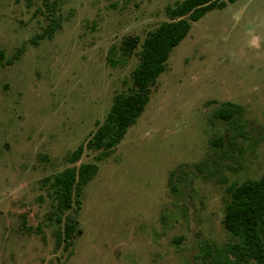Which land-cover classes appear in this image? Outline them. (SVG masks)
Wrapping results in <instances>:
<instances>
[{"label":"rangeland","instance_id":"1","mask_svg":"<svg viewBox=\"0 0 264 264\" xmlns=\"http://www.w3.org/2000/svg\"><path fill=\"white\" fill-rule=\"evenodd\" d=\"M182 1L0 0V264H220L238 242L229 189L264 174V0L195 22L168 14ZM180 19L136 123L107 155L89 148L138 89L146 37ZM85 164L99 169L82 181ZM69 169L68 195L52 177Z\"/></svg>","mask_w":264,"mask_h":264},{"label":"trees","instance_id":"2","mask_svg":"<svg viewBox=\"0 0 264 264\" xmlns=\"http://www.w3.org/2000/svg\"><path fill=\"white\" fill-rule=\"evenodd\" d=\"M31 4L33 0H26ZM237 0H184L175 7H168L167 12L172 19L190 15L193 22L200 20L204 15L214 9L225 8L229 3ZM191 29V23L180 19L173 23H164L157 30L150 33L144 40L141 51L142 60L134 71V89L131 94L120 93L111 107V110L99 127L97 133L90 139L88 147L96 150H104L107 155L116 147L128 127L135 124L138 116L143 112L149 102L148 91L151 83L164 72L166 60L173 47L187 36ZM138 45L137 39L127 38L121 47L124 58L119 61L126 63V57L131 56ZM3 52L0 51V59ZM116 61L112 60V64ZM232 110H219V118L229 120ZM83 151V147L76 149L71 160H77ZM97 164H85L82 166V181H87L97 173ZM75 169H69L65 173H57L52 178L58 190L70 194V183L66 175H73ZM46 181H50L47 178ZM230 200L225 208V228L238 239V242L230 245L223 252V262L220 264H241L242 261L253 259L256 264H264V174L258 180H250L245 185H232L229 189ZM68 199V197H67ZM69 203L65 201L64 207ZM216 264V263H213Z\"/></svg>","mask_w":264,"mask_h":264}]
</instances>
